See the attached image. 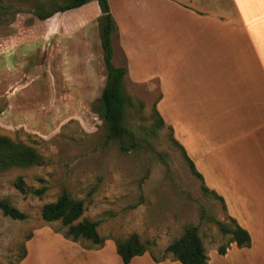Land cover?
Returning a JSON list of instances; mask_svg holds the SVG:
<instances>
[{
	"label": "rangeland",
	"instance_id": "obj_1",
	"mask_svg": "<svg viewBox=\"0 0 264 264\" xmlns=\"http://www.w3.org/2000/svg\"><path fill=\"white\" fill-rule=\"evenodd\" d=\"M1 1L8 11L0 9V137L31 147L40 162L0 172V200L26 215L17 221L0 213V264H18L39 229L83 250L102 249L82 258H95L96 264L117 262L115 243L131 234L151 259L171 258L163 256L166 246L189 227L196 228L205 251L228 245L225 231L234 223L194 173L171 129L161 124L156 82L138 85L124 77L123 126L130 149L122 152L118 141L106 140L97 108L106 78L100 14L91 19L71 10L39 21L32 15L38 5L51 12L64 0ZM118 64L125 68L122 58ZM18 177L25 194L14 188ZM64 192L82 202L80 219L97 222L101 245L72 242L59 221H42V206ZM52 256L66 253L55 250Z\"/></svg>",
	"mask_w": 264,
	"mask_h": 264
},
{
	"label": "crops",
	"instance_id": "obj_2",
	"mask_svg": "<svg viewBox=\"0 0 264 264\" xmlns=\"http://www.w3.org/2000/svg\"><path fill=\"white\" fill-rule=\"evenodd\" d=\"M107 2L116 24L112 64L122 58L133 84L157 83L160 119L204 187L249 235L248 247L229 241L223 255L219 246L205 251L206 264H264V0ZM76 10L100 14L95 1ZM58 238L37 230L18 264L97 263L82 258L102 249ZM55 250L66 256L54 258ZM116 259L99 264H122ZM129 264L180 263L145 254Z\"/></svg>",
	"mask_w": 264,
	"mask_h": 264
},
{
	"label": "trees",
	"instance_id": "obj_3",
	"mask_svg": "<svg viewBox=\"0 0 264 264\" xmlns=\"http://www.w3.org/2000/svg\"><path fill=\"white\" fill-rule=\"evenodd\" d=\"M91 1L97 3L100 11L98 17L99 39L106 71L105 84L97 100V108L101 120L107 126L106 140L118 141L119 149L126 152L130 149L125 141L126 129L123 126L125 108L123 80L126 76V69L112 64V39L116 35V24L109 11L107 0H64V5L58 6L51 12L44 11V5L42 4L33 10L32 15L37 20L44 21L57 13L78 9ZM0 9L8 11V6L2 4L1 0ZM159 120L163 124L160 117ZM39 162L40 157L31 147L11 141L7 137H0V172L10 168L30 167ZM190 165L194 173L200 177L195 172L191 162ZM14 188L20 194L26 193L24 183L20 177L16 178ZM42 193V190L34 191L36 196H41ZM218 199L222 201V199ZM83 212L82 202L72 199L64 192L54 202L43 205L40 216L42 221L46 223L59 221L61 226L65 228L63 237L72 242L87 240L93 245H101L103 240L98 235L97 222L80 219ZM0 213L11 220L22 221L26 218L23 212L11 206L6 200H0ZM231 221L234 223V227L225 231L230 234V241L234 242L237 247H248L250 244L249 235L237 226L233 220ZM226 248L227 245L219 246L217 248L218 254L223 255ZM115 252L122 264H129L132 259L145 254L147 249L136 234H131L123 241L115 243ZM164 252L163 256L170 255L171 259L178 261L180 264H206L207 262L205 250L194 227H189L184 235L169 243ZM152 258L154 261L164 260V258Z\"/></svg>",
	"mask_w": 264,
	"mask_h": 264
}]
</instances>
